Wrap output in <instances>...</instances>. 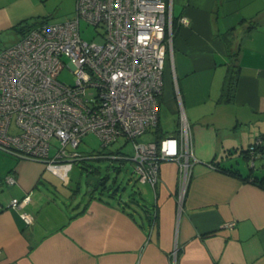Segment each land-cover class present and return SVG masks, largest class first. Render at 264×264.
<instances>
[{"label": "crops", "instance_id": "1", "mask_svg": "<svg viewBox=\"0 0 264 264\" xmlns=\"http://www.w3.org/2000/svg\"><path fill=\"white\" fill-rule=\"evenodd\" d=\"M41 3L0 0L1 47L21 36V21L46 16ZM166 3L172 46L155 127L159 137L173 134L181 111L190 124L197 160L189 159L182 197L178 165L162 161L145 207L155 219L139 221L117 199L96 193L78 199L79 187H69L73 163L60 167L61 176L0 151V264H264V187L249 179L264 177V154L254 167L244 155L264 137V0ZM230 66L236 87L225 101ZM161 107L177 116L170 131L161 128ZM5 175L15 182L5 183ZM102 181L94 183L106 187ZM27 192L30 226L8 207ZM145 197L150 201V193Z\"/></svg>", "mask_w": 264, "mask_h": 264}, {"label": "built area", "instance_id": "2", "mask_svg": "<svg viewBox=\"0 0 264 264\" xmlns=\"http://www.w3.org/2000/svg\"><path fill=\"white\" fill-rule=\"evenodd\" d=\"M74 13L62 22H42L13 43L0 47V151L39 161L59 175L64 163L83 160L77 150L87 133L107 147L118 139L132 142L133 154L98 153L129 159L138 181L152 187L162 161L178 165L181 197L193 155L190 124L183 111L173 134L158 142L137 140L158 123L159 97L172 46V17L166 0H75ZM100 26L101 42L84 40L80 21ZM180 21L187 23L185 16ZM68 67L73 82L57 78ZM92 90V95L87 91ZM55 139L57 143H52ZM256 139L249 165L258 157ZM51 150L53 154L50 155ZM3 181L15 179L5 175ZM30 193L12 198L25 226Z\"/></svg>", "mask_w": 264, "mask_h": 264}, {"label": "rangeland", "instance_id": "3", "mask_svg": "<svg viewBox=\"0 0 264 264\" xmlns=\"http://www.w3.org/2000/svg\"><path fill=\"white\" fill-rule=\"evenodd\" d=\"M42 2L41 4H43L46 10V16L44 17L48 22H62L70 18L74 13L75 0H42ZM101 32L102 28L100 26L96 27L83 19L80 21V35L84 40L101 42ZM167 70H165V75ZM57 78L66 83H72L74 79L72 72L67 66L59 72ZM87 93L88 95H92L93 91L88 90ZM176 118L175 113L165 110V108L163 110V107H161L160 125L163 131H170L174 127ZM157 133L156 127L153 126L149 131L138 137L137 140L140 142L154 141ZM124 141L123 139H118L107 147H103L99 138L94 133L90 132L82 137L77 150L82 155V158H84V161L73 162V167L69 172V187L74 190L76 187H79L78 199L82 197L87 198V196L93 193L113 201L117 198L128 200V195H132L143 206L149 208V205L153 202V192L148 183L146 184L136 180L137 175L133 170L134 165L131 160H121L120 158L111 159V157L106 156L95 157L98 153H117L118 155L124 154L131 156L133 154L132 142ZM52 143L57 142L53 139ZM52 154L53 150L50 152V155ZM105 178V184L109 190L118 188V191L115 192L114 199L110 198L106 194V191L101 194V185L96 186L95 184L96 182L100 183ZM51 192H55L59 199H63L58 192L53 190ZM148 193H150V201H147L145 197ZM70 201L72 200H69V203ZM135 214L138 219H141L138 212H135Z\"/></svg>", "mask_w": 264, "mask_h": 264}, {"label": "trees", "instance_id": "4", "mask_svg": "<svg viewBox=\"0 0 264 264\" xmlns=\"http://www.w3.org/2000/svg\"><path fill=\"white\" fill-rule=\"evenodd\" d=\"M47 19L45 17H36L35 19H32L31 21H21L16 28L19 30V32L21 33V36L24 35L26 32H28L33 26L42 23V22H46ZM172 23H174V20L172 21ZM172 32H173V26H172ZM236 79H237V70L234 69L233 66L228 67L227 72L225 74V78H224V82L221 88V97L225 100V101H229L233 98V94H234V90L236 87ZM162 96V95H161ZM159 97V102H160V98ZM166 135V134H165ZM163 135V136H165ZM163 136H158V133L156 135V139L154 140L155 142H158L160 138H162ZM260 140L259 143L255 144L254 146V150L257 154L261 155L264 154V137H259L258 138ZM245 157L248 159V150H246L244 152ZM80 161H84L80 160ZM79 162V161H78ZM231 173L235 174V175H239V173H237L235 170H230ZM249 179L258 184L261 187H264V177L262 178H258V177H249ZM136 180H138V177L136 178ZM103 182V181H102ZM101 182V183H102ZM106 188V189H105ZM106 191V194L111 198V197H115V192L118 191V188L113 189V190H109V188H107V186L105 187L104 183L101 185V191L100 193L102 194L103 192ZM91 194V193H90ZM99 197L103 198L102 196L98 195ZM128 200H122L120 198H117L116 203H118L120 205V207L124 210L127 211V213L129 215H131L132 217L136 218L139 221H144V218H148L149 220H154V214L148 216L147 212L148 210L145 208V206L142 205V203L138 202L132 195H128ZM123 202V203H120ZM140 210V211H139ZM135 212L140 214V218L138 219L136 217Z\"/></svg>", "mask_w": 264, "mask_h": 264}, {"label": "water", "instance_id": "5", "mask_svg": "<svg viewBox=\"0 0 264 264\" xmlns=\"http://www.w3.org/2000/svg\"><path fill=\"white\" fill-rule=\"evenodd\" d=\"M262 158H264V155H262Z\"/></svg>", "mask_w": 264, "mask_h": 264}, {"label": "bare ground", "instance_id": "6", "mask_svg": "<svg viewBox=\"0 0 264 264\" xmlns=\"http://www.w3.org/2000/svg\"><path fill=\"white\" fill-rule=\"evenodd\" d=\"M164 137V136H163ZM161 139V138H160Z\"/></svg>", "mask_w": 264, "mask_h": 264}]
</instances>
